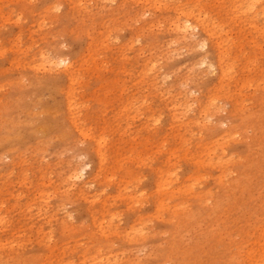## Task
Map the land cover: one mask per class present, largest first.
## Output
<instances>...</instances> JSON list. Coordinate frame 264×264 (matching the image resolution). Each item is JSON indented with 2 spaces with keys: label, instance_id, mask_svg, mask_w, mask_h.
I'll return each instance as SVG.
<instances>
[{
  "label": "rangeland",
  "instance_id": "374dc122",
  "mask_svg": "<svg viewBox=\"0 0 264 264\" xmlns=\"http://www.w3.org/2000/svg\"><path fill=\"white\" fill-rule=\"evenodd\" d=\"M0 264H264V0H0Z\"/></svg>",
  "mask_w": 264,
  "mask_h": 264
},
{
  "label": "bare ground",
  "instance_id": "6f19581e",
  "mask_svg": "<svg viewBox=\"0 0 264 264\" xmlns=\"http://www.w3.org/2000/svg\"><path fill=\"white\" fill-rule=\"evenodd\" d=\"M178 26H179V24H178ZM187 27H188V25H185L184 26V29H186ZM50 63H51V68H54V67H57V66H64V67L67 68L66 70H68L69 67H70L69 60L66 59V58H59V57H57V59L52 60V62H50ZM67 64H68V66H67Z\"/></svg>",
  "mask_w": 264,
  "mask_h": 264
}]
</instances>
